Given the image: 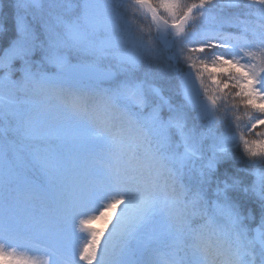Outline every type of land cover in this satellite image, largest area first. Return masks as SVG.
I'll return each mask as SVG.
<instances>
[{
  "label": "snow or ice",
  "instance_id": "1",
  "mask_svg": "<svg viewBox=\"0 0 264 264\" xmlns=\"http://www.w3.org/2000/svg\"><path fill=\"white\" fill-rule=\"evenodd\" d=\"M0 264H264V0H0Z\"/></svg>",
  "mask_w": 264,
  "mask_h": 264
},
{
  "label": "rangeland",
  "instance_id": "2",
  "mask_svg": "<svg viewBox=\"0 0 264 264\" xmlns=\"http://www.w3.org/2000/svg\"><path fill=\"white\" fill-rule=\"evenodd\" d=\"M94 226L95 227H104V223H103V221H97V222H95V224H94Z\"/></svg>",
  "mask_w": 264,
  "mask_h": 264
}]
</instances>
